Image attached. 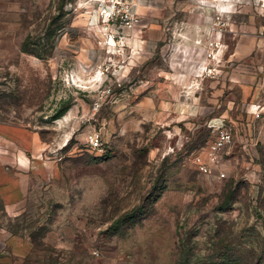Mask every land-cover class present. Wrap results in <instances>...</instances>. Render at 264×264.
<instances>
[{
	"label": "rangeland",
	"instance_id": "rangeland-1",
	"mask_svg": "<svg viewBox=\"0 0 264 264\" xmlns=\"http://www.w3.org/2000/svg\"><path fill=\"white\" fill-rule=\"evenodd\" d=\"M110 1L0 0V169L29 179L0 234L32 245L0 264H264V2ZM229 122L225 176L200 171Z\"/></svg>",
	"mask_w": 264,
	"mask_h": 264
},
{
	"label": "built area",
	"instance_id": "built-area-1",
	"mask_svg": "<svg viewBox=\"0 0 264 264\" xmlns=\"http://www.w3.org/2000/svg\"><path fill=\"white\" fill-rule=\"evenodd\" d=\"M110 7L112 9V14L110 16H115L117 13L123 12L126 16L127 23L133 18V8L132 4L126 3L124 0H111ZM217 46V44H216ZM209 57H214V53L209 51ZM214 67H209V74H213ZM214 75V74H213ZM249 113L252 115L253 119L259 120L264 116V103L254 102L249 105ZM236 136V126L233 123H228L223 127L219 128L214 141L210 144V147L205 151L207 157L201 156L202 154H197L193 157V163L198 167V169L205 173H218L221 177L225 176L224 172L218 171V167L223 164L222 151L227 150L234 143ZM88 142L94 149H102L103 143L99 136L90 134Z\"/></svg>",
	"mask_w": 264,
	"mask_h": 264
},
{
	"label": "crops",
	"instance_id": "crops-1",
	"mask_svg": "<svg viewBox=\"0 0 264 264\" xmlns=\"http://www.w3.org/2000/svg\"><path fill=\"white\" fill-rule=\"evenodd\" d=\"M261 2L263 3L264 0H261ZM138 6L133 7L134 9H136ZM5 34H1L0 33V38L1 37H5ZM250 100H252V103L254 102H258L259 98L256 96H253ZM226 116H230L229 115V111H226L225 114ZM251 120L260 123L261 121L264 120V116L262 119L259 120H255L253 119L252 116ZM261 134L259 135L258 138L254 139V138H250L251 143H257L260 145H264V133L263 131L260 129ZM242 142L243 143H248L247 141H249L247 139V141H245V139L242 137ZM12 170L10 167L6 166L3 167L2 169H0V174L4 175L7 179L3 180L0 182V192L2 195V198L4 200V204H5V210L8 213H12V214H16L19 210V207L23 204V201L26 199L28 192H29V179L28 177L22 181H20L21 179V175H25L27 174L26 172H16V175L13 176L12 174ZM28 176V175H25ZM3 244V248H6L7 246H9L10 248H12L13 254L18 256V257H26L27 255H29L32 252V245L30 242H27L26 240H24L21 236L18 235H7L5 233L0 234V245ZM2 249V247H1Z\"/></svg>",
	"mask_w": 264,
	"mask_h": 264
},
{
	"label": "trees",
	"instance_id": "trees-1",
	"mask_svg": "<svg viewBox=\"0 0 264 264\" xmlns=\"http://www.w3.org/2000/svg\"><path fill=\"white\" fill-rule=\"evenodd\" d=\"M67 110H68L67 107H63V108L58 109L55 112V114L53 115V118L52 119H58V118H60L61 116H63L66 113ZM13 234H17V233L15 232ZM31 241H32V243L34 245L37 244L36 243L37 242L36 237L32 238ZM220 260L223 261V262H225L226 264H241L242 263V261L240 259L228 255L227 252H225L222 255H220Z\"/></svg>",
	"mask_w": 264,
	"mask_h": 264
}]
</instances>
